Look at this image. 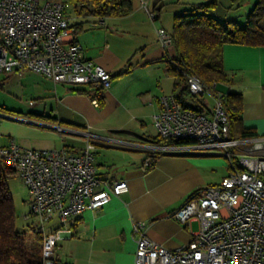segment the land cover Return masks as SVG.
Listing matches in <instances>:
<instances>
[{
	"label": "crops",
	"instance_id": "crops-1",
	"mask_svg": "<svg viewBox=\"0 0 264 264\" xmlns=\"http://www.w3.org/2000/svg\"><path fill=\"white\" fill-rule=\"evenodd\" d=\"M60 1L72 38L86 58L110 72V86L99 100L90 85L53 82L27 69L0 71V84L13 80L19 99L13 115L1 113L8 119L0 122V135L23 147L77 151L89 134L95 140L96 177L107 183L125 179L128 190L101 207L68 218L64 227L54 218L50 230L59 234L55 260L57 264H133L137 221L145 222L148 238L176 249L190 240L198 223L178 222L171 212L194 190L219 183L229 171L227 158L217 149L159 150L160 137L152 126L160 96L174 95L181 87L167 71L169 53L160 45L157 30L170 33L175 15L190 12L204 0H130V12L121 16L97 14L92 3L80 0ZM225 1L227 15L218 11L217 3L208 14L244 26L260 0ZM148 11L156 17L151 19ZM234 12L240 16L231 15ZM222 60L229 81L205 94L210 106L202 97L203 112L211 113L216 94L238 93L243 126L264 135V45L224 43ZM95 97L97 106L92 103ZM186 101L191 102L188 97ZM146 157L152 160L148 170L141 166Z\"/></svg>",
	"mask_w": 264,
	"mask_h": 264
},
{
	"label": "built area",
	"instance_id": "built-area-1",
	"mask_svg": "<svg viewBox=\"0 0 264 264\" xmlns=\"http://www.w3.org/2000/svg\"><path fill=\"white\" fill-rule=\"evenodd\" d=\"M148 15L156 17L154 11ZM72 33L60 0H0V71L27 69L53 82L90 85L102 95L110 86L111 74L84 56ZM157 35L168 51L170 33L159 28ZM186 81L191 94L209 92L195 74ZM159 102L160 110L151 116L156 134L191 141L185 147L166 144L159 150L217 149L227 158L229 171L219 183L194 190L171 212L178 222L198 223L186 244L168 249L148 238L145 222L137 221L133 264H264V135L231 136L221 94L214 96L210 114L181 105L171 94H163ZM92 103L98 105L97 97ZM87 136L77 151L23 147L14 138L0 140V158L31 195L26 216L35 217L41 232L42 264H54L59 238L58 230H50L54 218L64 227L68 218L101 207L128 190L125 179L107 183L96 177L95 140ZM151 165L146 157L141 166L148 170Z\"/></svg>",
	"mask_w": 264,
	"mask_h": 264
},
{
	"label": "trees",
	"instance_id": "trees-1",
	"mask_svg": "<svg viewBox=\"0 0 264 264\" xmlns=\"http://www.w3.org/2000/svg\"><path fill=\"white\" fill-rule=\"evenodd\" d=\"M92 3L94 12L102 15L121 16L131 10L130 0H80ZM217 0H204L195 4L191 11L175 15L170 32L171 45L166 59L167 71L176 76L180 86L173 98L185 107L205 111L202 97L191 94L187 76L197 75L213 90L218 83L229 81L223 68L222 46L224 43L264 45V0H260L246 16L244 26L236 21L221 22L208 14ZM98 95V88H93ZM229 118V133L236 137L257 136L253 128L244 127L240 118L242 99L240 94H221ZM191 102H187L186 98ZM161 145H187L189 140L159 138ZM15 173L0 158V264H42V237L34 216L32 225L25 230L16 228V211L7 180ZM27 215V213H26ZM34 230L37 235L34 239ZM32 240V241H31ZM31 241L32 244H29ZM54 264H57L54 259Z\"/></svg>",
	"mask_w": 264,
	"mask_h": 264
},
{
	"label": "rangeland",
	"instance_id": "rangeland-1",
	"mask_svg": "<svg viewBox=\"0 0 264 264\" xmlns=\"http://www.w3.org/2000/svg\"><path fill=\"white\" fill-rule=\"evenodd\" d=\"M235 1V0H233ZM226 1L225 0H220V3L218 1L217 7L218 11L224 15H227V8H224ZM231 15L233 16H240V13H232ZM1 74H0V80H1ZM13 80L10 81V83L7 82H2L0 84V122L4 121L8 118L3 115H8L11 116L14 114L13 111L18 110V103L19 99L17 100V96L15 95L16 93L14 90H16V83L12 82ZM213 91V90H212ZM204 99L207 101L208 105H211V99L209 95H205ZM22 102V101H20ZM23 103V102H22ZM0 140L2 142H6L7 138L1 137L0 135ZM8 186L10 188V192L13 198L14 202V207L16 211V228L19 230H25L27 228V225H32L33 221L32 218L25 217L26 213L29 210V205L31 201V195L28 192V189L26 185L23 183V180L17 175L14 174L11 177L8 178L7 180ZM193 228H197V224L194 223ZM37 235V230H34V239ZM32 241V240H31ZM31 241H29V244H32Z\"/></svg>",
	"mask_w": 264,
	"mask_h": 264
}]
</instances>
